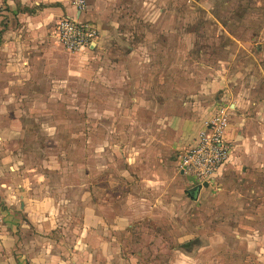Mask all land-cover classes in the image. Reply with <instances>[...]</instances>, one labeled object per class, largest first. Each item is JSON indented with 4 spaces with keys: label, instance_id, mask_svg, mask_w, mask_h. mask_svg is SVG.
<instances>
[{
    "label": "rangeland",
    "instance_id": "obj_1",
    "mask_svg": "<svg viewBox=\"0 0 264 264\" xmlns=\"http://www.w3.org/2000/svg\"><path fill=\"white\" fill-rule=\"evenodd\" d=\"M85 1L92 50L0 48V184L59 246L96 223L128 264H238L264 233V0ZM21 25L2 5L0 47ZM220 117L231 158L194 199L178 159Z\"/></svg>",
    "mask_w": 264,
    "mask_h": 264
},
{
    "label": "crops",
    "instance_id": "obj_2",
    "mask_svg": "<svg viewBox=\"0 0 264 264\" xmlns=\"http://www.w3.org/2000/svg\"><path fill=\"white\" fill-rule=\"evenodd\" d=\"M2 5L9 9L22 25L11 28L6 33L7 36L1 39L6 38V40L2 42L0 48L8 46L6 47L8 49L19 47V50H23L26 45L30 47L33 45L38 49L37 40L45 36L47 29H51L55 43L63 49L54 36V26L61 18L73 16L74 11L69 0H0V8ZM86 9L80 15L82 21L85 18ZM93 48L91 46L79 52L90 51ZM21 55V53L18 54V56ZM11 57L16 60L17 55ZM240 152L242 154L243 151ZM249 152L251 153L252 150ZM242 158L243 155L240 160ZM216 175L206 188L212 186ZM202 189L194 192L191 189L188 195L196 199L195 194ZM48 208V203L27 202L23 199V189L20 185L13 187L4 183L0 184V264H128L127 258H132L130 255L124 256L123 252L121 253L115 237L111 234H109V240L97 237V232L92 230L96 223L93 226L87 224L88 230L84 231L85 239L76 243L81 251L65 248L62 244L59 246L53 240L52 229L48 227V223L51 225L53 219L51 220L46 214L39 217L38 212H33L34 210L47 212ZM119 225L117 221H114L110 227L117 232ZM108 233L112 232L108 231ZM252 233L238 234L239 243L242 245L243 242V248L237 254L238 264H261L259 261L264 257V233L261 230L259 232L254 230ZM223 237L229 238V236ZM195 243H191V248L197 245ZM226 257L229 258L228 255ZM261 260L264 264V258Z\"/></svg>",
    "mask_w": 264,
    "mask_h": 264
},
{
    "label": "built area",
    "instance_id": "obj_3",
    "mask_svg": "<svg viewBox=\"0 0 264 264\" xmlns=\"http://www.w3.org/2000/svg\"><path fill=\"white\" fill-rule=\"evenodd\" d=\"M73 16L61 18L54 26V36L60 46L71 53L91 48L98 37L97 28L80 19L86 9L85 0H69ZM225 117L208 124L179 156L178 167L191 179L192 185L210 183L230 158V148L224 138Z\"/></svg>",
    "mask_w": 264,
    "mask_h": 264
},
{
    "label": "water",
    "instance_id": "obj_4",
    "mask_svg": "<svg viewBox=\"0 0 264 264\" xmlns=\"http://www.w3.org/2000/svg\"><path fill=\"white\" fill-rule=\"evenodd\" d=\"M92 46L95 47V43H93ZM207 186H208V183H204V184H202V185H197V186H196L194 189H192V190H193V192H194V191H199L200 189H202V188H206Z\"/></svg>",
    "mask_w": 264,
    "mask_h": 264
}]
</instances>
